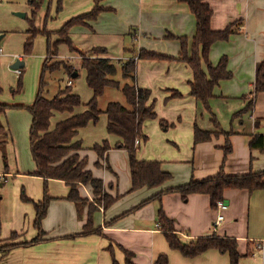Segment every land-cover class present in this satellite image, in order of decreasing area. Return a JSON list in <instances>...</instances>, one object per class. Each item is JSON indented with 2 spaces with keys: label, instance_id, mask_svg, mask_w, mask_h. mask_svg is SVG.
I'll return each instance as SVG.
<instances>
[{
  "label": "crops",
  "instance_id": "1",
  "mask_svg": "<svg viewBox=\"0 0 264 264\" xmlns=\"http://www.w3.org/2000/svg\"><path fill=\"white\" fill-rule=\"evenodd\" d=\"M207 1L213 10L210 21L213 29H223L234 20L240 21L236 32L226 40L216 41L210 48V61L215 64L222 55H226L228 69L232 73L230 78L220 80L214 88V96L209 101L211 112L189 93L192 70L182 60L135 57V81L122 75L120 63L117 64V73L110 76L121 85L135 83L151 90L152 97L155 98L156 117L145 122L143 132L148 139L139 144L137 155L140 159L161 161L162 168L170 173V179L160 186H144L130 190L128 151L115 147L119 139L107 132V118L105 114H101L98 129L96 123L91 122L78 130L75 139L82 141L83 149L77 153L80 158H87L86 169L90 170L94 177L102 179L105 191L115 197V201L107 209L100 207L93 213L94 225L102 227V235L94 233L69 237L82 230L87 220L89 204L78 209L73 201L67 199L69 187L64 181L49 179L48 192L51 199L47 213L42 219L45 240L13 247L5 254L0 253V264H112L109 247L113 248L119 264H125L123 249L133 252L132 260L136 264H155L158 255L163 253L168 256V264H230L228 253L218 249H208L194 257H186L180 251L170 248L160 230L157 216L160 208L174 221L175 229L182 240L189 241L214 232L234 237L237 240V249L242 254L238 264H264V189L249 191L245 188H226L223 200L227 203V208L223 211V220L217 226H214L216 210L211 206L208 194L190 193L184 198L176 191L165 192L160 198L113 220L161 189L184 184L192 178L201 179L215 174L223 162L227 131L230 132L228 140L231 151L224 160L225 172L242 174L250 169L264 170V152L249 146L253 135L259 132L258 128L264 127V90L250 96L254 86L256 64L264 61V0ZM94 3V0H73L72 8L61 17V23L64 24L78 13L90 11ZM100 5L106 9L96 19L70 29L69 36L74 50L66 43H60L58 46L57 58L65 59L64 61L74 69L71 76L63 68L58 69L68 75L63 88L69 86L67 82L72 79L70 86L73 89V80L80 76L82 71L85 80L79 51L102 46L106 48L105 56L113 60L128 59L129 55L125 52L127 47L137 51L144 48L177 56L179 41L166 35L170 33L191 39L195 33L194 15L186 3L178 0H102ZM51 17V21L61 19L57 16ZM46 28L50 31L59 29L58 25L47 26V22ZM24 35L25 44L29 33L26 31ZM37 36L39 37L34 39L37 46L30 60L33 63L37 62L35 59H39L35 64L39 71L47 56V50L46 36ZM24 55L17 52L4 55L3 48L0 53L4 60L13 61V64L19 59L24 61L25 66ZM15 73L20 75L16 70ZM63 88L59 86L57 92ZM87 88L89 98L84 100L81 97L83 102L92 96V89L88 86ZM108 88L114 87H106ZM47 90L46 86L45 96ZM171 90H176L181 95L166 100L171 95ZM74 92L80 95L77 90ZM244 96L252 98V109L236 116L235 113L246 104ZM33 100L30 96L29 104ZM20 101L9 97L0 98L3 103L24 104L23 100ZM111 101L129 107L125 96L123 100L110 99L107 104ZM106 106L101 108L98 105L102 110ZM20 107L9 106L0 115V124L8 137L6 141L8 145L13 146V151L9 148L11 154L7 168L0 164L2 244L11 241L9 237L12 232L19 234L14 242L27 241L37 234L33 224L34 203L40 201L43 196L44 180L32 174L35 162L30 146H21L19 141L18 130L23 125L20 116L25 112L24 107ZM83 109L82 105L75 110L80 112ZM212 114L223 131L213 133L209 140L194 143L195 123L202 129L216 130L211 119ZM68 115L67 112H55L51 118V126ZM25 117L26 121L30 118V128L31 113ZM161 119L169 124L161 126ZM255 121H258V127ZM104 138L108 139L111 148L106 152L105 158L99 159L92 146ZM2 153L0 149L1 159ZM98 159L101 162L99 166L95 164ZM21 190L25 191L31 201L21 199ZM78 191L80 196L89 202L96 197L90 184H79Z\"/></svg>",
  "mask_w": 264,
  "mask_h": 264
},
{
  "label": "trees",
  "instance_id": "2",
  "mask_svg": "<svg viewBox=\"0 0 264 264\" xmlns=\"http://www.w3.org/2000/svg\"><path fill=\"white\" fill-rule=\"evenodd\" d=\"M44 0H28L32 9V18L30 19L31 28L28 29L29 36L24 44V54H30L33 42L38 34L46 36L47 56L42 63L39 75V86L36 96L30 104H7L0 102V115L3 114L9 106L26 107L32 120L29 128V146L32 158L35 162V170L32 174L41 177L44 180L42 199L34 203L35 218L34 226L37 234L27 241L14 242L18 237L17 232H12L10 242L2 244L1 239V220H0V253L5 254L10 249L21 245H31L45 240V231L42 228V219L47 213L51 196L48 192V180L59 179L69 187L67 199L73 201L78 209L89 204L87 220L82 230L69 237L79 235L100 234L102 227H96L93 222V213L100 207L107 209L115 201V197L109 195L105 189L102 179L96 178L92 172L86 169L87 158H80L78 150L83 149L81 139H75L78 130L87 124L96 123L101 114L107 118L106 130L109 134L116 135L118 141L115 147L126 149L129 156V167L131 177L130 190H137L144 186L156 187L162 185L170 179V173L162 168V163L155 159H140L137 155L139 144L145 142L148 136L143 132L144 124L147 120L156 117L155 98L149 88L140 87L135 83H125L121 85L118 80L111 78L118 71L117 64L120 63L122 75L135 81L136 59L132 57L137 55L138 59H168L182 60L186 62L192 70V79L189 81V93L201 103L205 109L211 112L209 101L214 96V88L220 80L230 78L232 73L228 69V58L222 55L217 63L213 64L209 59L211 46L219 40H226L230 35L238 30L240 21L234 20L227 24L223 29H213L210 25L213 10L207 0H178L186 3L195 18V33L191 39L186 36H175L168 33L166 37L179 41L180 48L177 56H171L165 53L147 50L144 48L138 51L127 47L126 54L129 55L126 60H113L105 56L106 48L94 46L86 51H79L81 57V67L85 70V80L89 88L92 89V96L86 102H83L81 96L74 92L71 86L60 89L54 96L48 98L44 92L48 81L46 76L58 69H64L71 76L74 69L63 59H58V46L60 43L68 44L69 48L74 50L70 39V29L75 25H86L87 21L94 20L106 8L100 5L102 0H94L93 8L85 13L78 14L68 19L59 29L50 31L46 24L41 29L34 26V19L37 10ZM58 0V8H60ZM57 38L52 39V35ZM23 68L20 69L18 87H21V75ZM106 87H115L124 94L129 107L120 102L111 101L104 110L98 107V98L103 95ZM264 90V61L256 64L254 86L250 91V96L258 91ZM166 98L180 96L176 90ZM249 96V94H248ZM244 96L245 106L235 113L236 116L252 109V98ZM84 106L80 112L76 108ZM55 112H67L69 115L51 126V118ZM212 121L216 130L202 129L196 123L194 125V143L209 140L212 134L222 132L215 115L212 114ZM161 126H167L169 123L163 119L160 120ZM259 126L258 121H255ZM226 134V142L223 147L224 157L220 169L213 175L201 178L190 179L188 182L159 190L155 194L141 201L135 207L121 213L113 220L124 216L136 208L160 198L165 192L176 191L182 194L184 198L190 193H206L210 197L211 206L214 208L218 200H223V192L226 188H245L249 191L264 189V170L250 169L242 174H228L223 169L226 155L231 151V144ZM6 131L0 124V149L5 168H7L4 146L6 141ZM5 137V138H4ZM251 149H259L264 152V134L256 132L249 142ZM111 148L108 139L104 138L100 143H95L92 149L96 151L99 159L105 158L106 152ZM96 161V165L101 162ZM79 184H90L94 195L91 202L80 196L78 191ZM21 199L31 201L24 190H21ZM158 220L160 230L165 236L170 248L176 249L186 257H194L208 249H218L220 252L228 253L230 264H238L242 254L237 249V240L234 237L212 233L211 235L199 236L189 241H184L177 233L174 221L169 218L160 208L158 210ZM112 256V264H119L115 259L113 248H108ZM124 250L125 264H136L133 260V252ZM155 264H168L167 254H160L156 258Z\"/></svg>",
  "mask_w": 264,
  "mask_h": 264
},
{
  "label": "rangeland",
  "instance_id": "3",
  "mask_svg": "<svg viewBox=\"0 0 264 264\" xmlns=\"http://www.w3.org/2000/svg\"><path fill=\"white\" fill-rule=\"evenodd\" d=\"M73 0H61L60 8H58V0H44L41 4L40 8L37 10V16L34 19V26L36 28H42L44 24L47 22V26H57L58 28L61 26L62 16L70 11L72 8ZM17 13H24V16L18 15ZM80 14V13H78ZM57 16L58 18L55 21H51ZM32 18V9L28 0H0V35L4 36L0 39V46L4 50V55H11L12 53H24L23 52V38L24 34L28 29L31 28L30 19ZM92 21V20H89ZM87 21V22H89ZM65 22V21H64ZM41 35V34H40ZM45 37V35H43ZM43 36H40L43 38ZM39 37V36H36ZM57 35H52V39H55ZM46 38V37H45ZM36 39V38H35ZM37 42L34 40L32 51L30 54H25L26 64L23 67V72L21 75L22 85L18 87L19 76L15 73V70L11 67L13 61H6L3 57L0 56V98H7L12 100H23L24 104H29L30 96L33 99L34 95L37 93L39 86V75L40 70L38 71V67H35V64L39 62V59H35L37 62L31 63L32 55L36 49ZM66 47V46H65ZM135 49V48H134ZM136 54L132 57L135 58ZM62 59V58H61ZM16 60V59H15ZM65 60V59H63ZM43 63V62H42ZM73 68V67H72ZM67 74L62 70H55L52 73L47 75V92L46 97L51 98L54 96L59 89V86L62 88L65 86V81L67 79ZM37 82V84H36ZM73 89L77 90L82 99L87 100L89 98V89L87 88L86 82L84 80L83 71L80 76L74 78L73 80ZM124 99V94L122 91L114 88L106 89L104 95L99 99L98 105L101 108H104L107 105L109 99ZM20 101V102H21ZM22 109V107H20ZM24 113L20 116V122L23 124L21 128L18 130L19 141L21 146L25 144L28 147L29 141V122L30 118L26 121L25 115H29V110L24 106ZM31 117V116H30ZM100 126V121L96 122V129ZM5 138V137H4ZM8 140V137H6ZM9 148L13 151V146L8 145V142L5 141V155L6 161H10V151ZM14 154V153H13ZM10 163V162H9ZM0 164L4 165L3 158L0 157ZM1 194V193H0Z\"/></svg>",
  "mask_w": 264,
  "mask_h": 264
},
{
  "label": "built area",
  "instance_id": "4",
  "mask_svg": "<svg viewBox=\"0 0 264 264\" xmlns=\"http://www.w3.org/2000/svg\"><path fill=\"white\" fill-rule=\"evenodd\" d=\"M2 52V48L0 47V53ZM17 73H20V69L16 68L15 69ZM67 84L70 86L72 84V79L68 80ZM227 208V203L224 200H218L216 202V206L214 209L216 210V218L214 220V226H217L220 224V222L223 220L224 215L223 211ZM159 224V223H158ZM260 247V245L258 244Z\"/></svg>",
  "mask_w": 264,
  "mask_h": 264
},
{
  "label": "water",
  "instance_id": "5",
  "mask_svg": "<svg viewBox=\"0 0 264 264\" xmlns=\"http://www.w3.org/2000/svg\"><path fill=\"white\" fill-rule=\"evenodd\" d=\"M18 15L24 16V13H17ZM2 38V35H0V39ZM24 66V61L17 59L13 64L12 67L13 68H22ZM258 131L261 133H264V127H260L258 128Z\"/></svg>",
  "mask_w": 264,
  "mask_h": 264
}]
</instances>
